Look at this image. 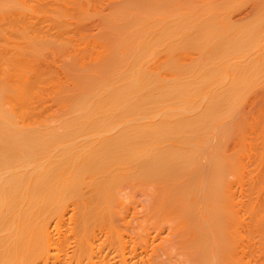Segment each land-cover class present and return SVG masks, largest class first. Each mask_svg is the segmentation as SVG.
<instances>
[{
	"label": "bare ground",
	"instance_id": "1",
	"mask_svg": "<svg viewBox=\"0 0 264 264\" xmlns=\"http://www.w3.org/2000/svg\"><path fill=\"white\" fill-rule=\"evenodd\" d=\"M114 1L116 2V0ZM117 1L118 4L123 2V0ZM237 1L126 0L121 5L117 6L116 4L117 8H114L112 12L110 8V16L105 19V25L108 27L106 37L109 39L108 41H113L111 44L109 43L110 45L108 44L106 53L103 51L104 54H102L103 52L100 50L101 56H97L95 61L91 60L92 63L94 62L93 64L88 61L89 64L87 62L82 65L78 64L81 63L78 62L81 59L77 61V65H74L75 69L77 68L79 71L77 79L72 87H67L64 111H60L61 115L59 114V116L57 113L53 121H50L51 117L48 115L53 111L47 114L50 117L48 122L39 121L40 119L35 120L29 112L34 103L35 90L41 84L40 76H42V71L39 72L41 74H38L33 69L34 60L30 56L33 57V52H35L34 56L36 57L38 54L36 50L38 51L40 47L42 49L44 45L48 47L47 44L50 42L58 43L59 38L62 37L57 33L59 31H54V29L57 27L59 29L60 24L52 29L49 26V30L46 32L41 27L44 32H40L39 36H31L32 38L29 36L28 41L20 43L19 46L17 43L21 39L20 35V39H16L17 43L13 40L16 45L14 43L11 45L14 44V48L22 49L20 51H24L23 55H5V49H0V264H64V257L66 258L70 254L68 251L75 254L78 247L85 252H87V248L89 249L91 257L89 256L90 261L88 260L87 264H165L163 261L160 262L162 258L159 260V257H164L163 254L157 258L159 262L157 259L154 261L148 254L149 250L138 254L134 253L133 259L127 261L123 257L126 255V251L123 250L129 251L130 240H125L123 235L122 237L118 234L119 232L117 233L121 237H119V244L122 243L123 250L121 249L122 254L119 253L121 256H116H120L122 259L117 262L114 261L116 256L109 259L111 254L108 251L104 254L103 244L109 240H106L109 235L105 228L109 227L111 221L113 223L116 221H113V215L120 214L117 212L118 210L115 212L114 207L119 206L116 203L119 200L117 198L128 195L125 194L126 187L124 186L129 184H133V187L147 188L154 194L150 193L153 196L151 209L154 210L151 213L155 214L156 212L167 216L173 214L171 216L173 220L167 219L176 223L170 222L174 224L173 228L168 227L170 232L167 231L168 229L162 232L157 231L154 238L145 239L147 240L145 241L146 248L150 247L147 246L148 242L154 244L157 240L168 242L173 238H179L178 244L179 248L181 247L179 250H182L185 258L188 257L186 260L184 258L185 262L190 264L232 263L243 242L239 243L237 240L240 236L238 227L241 224L238 223L240 220L237 209L240 205L238 196L242 195L241 187L243 186L241 184L243 183L240 184L237 180L234 183L230 179V175L236 169V162L234 163L233 155L226 150V147L229 139H233V135L245 127L243 126L245 120L243 124L239 122L243 109L245 110L243 108L245 99L249 100L248 94L254 97L251 92L255 91V88L264 81V0H256L260 2L256 4L259 5L257 12L252 14V19L249 18L248 21L245 18L246 22L241 21L242 23L232 20L234 14L229 11L238 5ZM16 2L20 1L0 0V9H3L4 13H9L10 8L17 4ZM239 2L242 3V0ZM82 3L85 2L82 1ZM241 3L239 4L241 5ZM62 4L56 10L64 11L65 7ZM256 9L254 8V10ZM60 10L57 12L59 13ZM65 10L69 12L67 8ZM235 10L236 8L233 11ZM62 11L60 12L62 13ZM40 12L41 10L38 13ZM229 12L232 14L231 18L228 16ZM90 13L92 12L90 11ZM6 14L1 15L0 22L6 21L7 18L2 19V16L5 17ZM22 15L25 16V13ZM11 17L13 19V16ZM58 18L60 19L59 15ZM76 21L78 23V19ZM16 28L18 27L16 26ZM27 28L26 31L20 28L23 31L22 35H27ZM99 28H101V24ZM30 30L32 27L28 31L30 32ZM33 30L36 31L34 28ZM13 31L15 32V30ZM34 31L32 32L34 33ZM103 34L105 35V31ZM103 34L100 35L98 32V35L106 39ZM22 37L25 40V36ZM65 37H69V35ZM4 41L6 42V40ZM60 42L62 43V39L59 40ZM178 46L190 49V51L195 49L198 53L192 55L196 56L190 60H185L184 55H167V59L161 58L166 60L162 64L154 63L151 60L154 56L156 57V54H160L157 53L159 50L162 52L161 50L167 48V52H169L170 48L178 49ZM46 49L50 52L48 50L50 48ZM92 49L94 48L92 47ZM12 50L14 51L13 48ZM173 50L170 53H177ZM164 51L163 53L166 52ZM50 53L52 54V52ZM73 53L77 55L76 52ZM80 55L85 56L83 53ZM88 58L90 59V56ZM72 60L71 65L76 62V59ZM69 61L67 62L69 63ZM71 65L69 63V66ZM166 67L167 70H170L164 72ZM37 68L36 70H39ZM68 69L70 70L69 67ZM76 70L74 71L76 72ZM44 71L47 72V70ZM63 85L65 86V83ZM59 91L61 90L58 89ZM258 92L259 90L257 91L258 95L263 93L262 91ZM60 94L61 92L58 94L59 99L62 97ZM253 102L256 100L254 99ZM247 105L246 107H248ZM249 105H253V103L251 102ZM249 107L251 108V106ZM253 111L255 110H252V113ZM263 111H261L262 114ZM258 112L255 111V116ZM37 114L39 113L37 112ZM263 115L260 116L263 117ZM53 117L55 116L53 115ZM248 119L250 120V118ZM254 122L256 123V121ZM262 128L264 127L262 126ZM256 133L259 134L257 131ZM262 138L258 137L257 140ZM239 139L238 137V141ZM262 141L263 144H261L264 145V139ZM255 151L257 152V150ZM255 156L257 155L255 154ZM260 156L263 158L264 155ZM247 162L249 163V161ZM248 163L246 164L248 165ZM248 169L250 168L248 167ZM249 172L251 173V171ZM246 175L248 176V174ZM149 198L147 197V199ZM147 209L145 210L147 211ZM70 214L72 217H76L79 230L77 228L76 233L74 230L71 231L73 234L71 236L69 234L64 244L73 246L64 250L66 246L60 243L62 242L60 241V230H56L55 233L52 230L53 228L55 230V227L60 223L65 222L64 218L70 217L68 216ZM122 214L120 215L122 216ZM145 218L144 222H146ZM103 225L105 227L101 228ZM174 228L177 229L176 232H174ZM126 230L123 229V231ZM140 230L143 229L140 228ZM112 231L115 230L112 228ZM244 234L246 235V233ZM148 236L147 232L146 237ZM62 237L64 239L65 236ZM58 240L59 249L57 247ZM69 241L72 243H68ZM178 244L176 243V247ZM245 245L247 244L245 243ZM153 249L156 251L155 247ZM63 250L65 251L63 252L64 257L59 260V257L55 256V251ZM115 251L117 252V250ZM130 251L133 254L136 250L132 248ZM51 260H53L52 263H49L48 261ZM174 261L176 260L174 259ZM173 264L175 263L173 262Z\"/></svg>",
	"mask_w": 264,
	"mask_h": 264
},
{
	"label": "rangeland",
	"instance_id": "2",
	"mask_svg": "<svg viewBox=\"0 0 264 264\" xmlns=\"http://www.w3.org/2000/svg\"><path fill=\"white\" fill-rule=\"evenodd\" d=\"M17 1H20L19 3H17L16 5H14L13 7L15 8H10V10H9V13H4V11H2L1 9H0V11H1V13H0V17H1V15L2 14H6L5 15V17H3L2 16V19L3 18H7L6 19V21L4 22L3 20H2V22H0V26H1V24H2V26L0 27V39H2V40H0V45L2 46H0V49H5V55L6 54H8V55H23V53L22 52H24V51H20V50H22V49H19V51H17L18 49L17 48H14V44L16 45V43H17V41L20 39V41H18V43H17V45L19 46L20 45V43L21 44H23V43H25L26 41H28V37L30 36V38H32L31 36H33V37H35V35L36 36H39L40 35V32H46L47 30H49V26H51V29L52 28H56L59 24V29H54V31H56V30H58L59 32H57V33H59V36L60 37H62V38H59V40L61 41V39H62V43L60 42L59 43V40H58V43H56V41H53V42H50V44H47V46L48 47H46L45 45V48H44V46H42L43 48L41 49V47H40V49H38V51H41L40 53H41V55H42V57H41V55H40V53L36 50V53H38V54H36V57L34 56L35 55V52H33L34 53V55L33 54H30V55H33V57L32 56H30L31 57V59H33L34 61V63H32V65H34V67H33V69L36 71V72H38V74H41L42 76H40V81H41V84H42V87H40L41 86V84L39 85V87H37L36 88V90H35V94H34V96H33V102L35 103V105H36V107L38 108H36L35 107V105H34V103L32 104V106H31V108L32 109H30L31 111H29V112H31V114L33 115V117L32 118H34L35 120H39V121H49V119H50V117H51V119H50V121H53L55 118H56V114L58 113V116H59V114L62 112V111H64V106H66V101H65V95L68 93V89H67V87H72V84H74L75 83V80L77 79V76H78V73H79V71H78V69L76 70L75 69V66L77 65V63L78 62H81V63H78V64H84L85 65V63H87L88 61H90L91 63H92V61H95L98 57L97 56H101V52H103V51H105V53H106V48H107V46L109 47V45L111 44V42L113 41H108L109 39L106 37V34H107V31H108V27H107V25H105V19H107L109 16H110V8L112 9L111 10V12L112 11H114V8H117V6L118 5H121L124 1H126V0H123V2L122 3H120V4H118L117 2V0H116V2L114 1V0H92V2H94V3H92L91 2V0L89 1V2H87L88 0H81V1H76V0H67V1H65V0H62V1H60V0H17ZM25 1V2H24ZM48 1V2H47ZM68 1H69V3H68ZM72 1V2H71ZM73 1H76L75 3L73 2ZM82 1L83 2H85L84 4H86V5H84L83 3H82ZM112 1V2H111ZM119 1H121V0H119ZM239 1V0H238ZM238 1H237V4L238 5H240L239 3H241V2H239L238 3ZM241 1V0H240ZM246 1H248V2H246ZM261 1V0H260ZM22 2H24V3H22ZM28 2H30V3H28ZM40 2V3H39ZM41 2H43V3H41ZM46 2V3H45ZM64 2H66L65 4H62V3H64ZM113 2H115V3H113ZM244 2H246V3H244ZM256 2V3H255ZM39 3V4H38ZM49 3H51V4H49ZM53 3H55V4H53ZM58 5H57V4ZM89 3V4H88ZM110 3V4H109ZM257 3H260V2H257L256 0H254V1H252V0H242V3H241V5L240 6H238V5H235L236 7H233V10H234V8H236V10L235 11H231V9L229 10L232 14H234V16H233V18H231L230 16H232V14L229 12L228 13V16L232 19V20H238V23H239V21H240V23H242V22H246L245 21V18H246V20L248 19V21L250 20L249 18H251V17H253V15L257 12V10H258V7H259V5H256ZM23 5V8H22V5ZM33 4H35V5H33ZM43 4V5H42ZM62 4V6L63 7H65L63 10L64 11H62V10H60V9H57L56 10V8L57 7H59L60 8V6L59 5H61ZM66 4H67V6H66ZM82 4V5H81ZM113 4V5H112ZM116 4H117V6H116ZM243 4V5H242ZM253 4H255V5H253ZM17 5H19V6H17ZM21 5V6H20ZM37 5V6H36ZM54 6V8H53V6ZM69 5V6H68ZM74 5V6H73ZM75 5H77V6H75ZM108 5H109V7H108ZM111 5V6H110ZM34 6V7H33ZM41 6V7H40ZM49 7V8H47V7ZM62 6H61V9H62ZM81 6V7H80ZM84 6V7H83ZM113 6V7H112ZM116 6V7H115ZM258 6V7H257ZM79 7V9H77V8ZM82 7H83V9H82ZM17 8H18V10H17ZM41 8V9H40ZM68 9V11L69 12H67L65 9ZM94 8V9H93ZM98 8H100V9H98ZM102 8V9H101ZM105 8V9H104ZM107 8V9H106ZM254 8H257L256 10H254ZM12 9V10H11ZM28 9V10H27ZM33 9V11L35 12V14H33L34 12L33 11H31ZM35 9V10H34ZM41 10V12L40 13H38L40 10ZM52 9H55V10H52ZM81 9V10H80ZM93 9V10H92ZM97 9V10H96ZM26 10V11H25ZM49 10V11H48ZM58 10H60V11H62V13H63V15L65 16V18H64V16L62 15V13L59 11V13L57 12ZM71 10H73V11H71ZM75 10V11H74ZM94 10H96V12H94ZM103 10H106L105 12L107 13V17H106V13L105 12H102ZM12 13H11V12ZM17 11V12H16ZM45 11V12H44ZM54 11V12H53ZM79 11V12H78ZM80 11H82L81 13H80ZM90 11L92 12V13H90ZM3 12V13H2ZM13 12H15V13H13ZM49 12V13H48ZM55 12H56V14H55ZM77 12H78V14H77ZM102 12V13H101ZM25 13V16L24 15H22V14H24ZM28 14V16H27V14ZM31 13V14H30ZM52 13V14H51ZM65 13V14H64ZM69 13V14H68ZM89 13V14H88ZM99 13V14H98ZM254 13V14H253ZM9 14V16H7ZM43 16H42V15ZM51 14V15H50ZM60 16V19L58 18V15ZM68 16H67V15ZM72 14V15H71ZM82 14V15H81ZM87 14H88V17H87ZM105 14V15H104ZM229 14H231V15H229ZM253 14V15H252ZM15 15V16H14ZM18 15V16H17ZM31 15V16H30ZM49 15H50V17H49ZM56 15H57V17H56ZM63 16V18H62V16ZM69 15H70V17H69ZM7 16V17H6ZM11 16H13V19H12V17ZM24 16V17H23ZM30 16V17H29ZM33 16H35V17H33ZM83 16V17H82ZM85 16V17H84ZM91 16V17H90ZM105 16V17H104ZM11 17V18H10ZM16 17V18H15ZM18 17V18H17ZM68 17V18H67ZM74 17V18H73ZM87 17V18H86ZM248 17V18H247ZM44 20H43V19ZM71 18V19H70ZM82 18V19H81ZM229 18V19H230ZM9 19V21L7 22V20ZM12 19V20H11ZM16 19H18V20H16ZM37 19V20H36ZM42 19V20H41ZM78 19V23H77V20ZM85 19V20H84ZM87 19V20H86ZM100 19V20H99ZM230 19V20H231ZM252 19V18H251ZM22 20V21H21ZM31 20V21H30ZM36 20V21H35ZM57 20V21H56ZM62 20V21H61ZM71 20V21H70ZM73 20V21H72ZM231 20V21H232ZM13 21V22H12ZM21 21V22H20ZM23 21H25L26 22V24H25V22H23ZM35 21V22H34ZM38 21V22H37ZM64 21V22H63ZM69 21V22H68ZM83 21H85V22H83ZM98 21V22H97ZM99 21H100V23H99ZM104 22V24H102V22ZM242 21V22H241ZM3 22H4V24H3ZM9 22H11L10 23V25H9ZM17 22V23H16ZM30 22V23H29ZM43 25H41L40 23ZM47 22V23H46ZM55 22L57 23L56 25H55ZM71 22H73V23H71ZM233 22H235L236 23V21H233ZM52 23V24H51ZM67 23V24H66ZM6 24V25H5ZM33 26H32V25ZM62 24V25H61ZM100 24H101V28H99L100 27ZM4 25V26H3ZM10 27H9V26ZM20 27H19V26ZM37 25V27H35ZM44 25H46V26H44ZM6 26V27H5ZM16 26L19 28V30H17L18 28H16ZM26 26V27H25ZM27 26H28V28H27ZM53 26V27H52ZM62 26V28H60ZM65 28H64V27ZM75 26V27H74ZM103 26H106L105 28L103 27ZM5 29H4V28ZM9 27V28H8ZM13 27V28H12ZM31 27H32V30H30V32L28 31L29 29H31ZM41 27H42V29L44 30V31H42L41 30ZM73 27V28H72ZM4 29V30H2V29ZM8 28V29H7ZM10 28H12V29H10ZM15 28V29H14ZM20 28L24 31L26 28H27V35H22V30H20ZM33 28L36 30V31H34L33 30ZM45 28H46V30H45ZM64 28V29H63ZM103 28V29H102ZM67 29H69L68 31H67ZM72 29V30H71ZM75 29H76V31H75ZM7 32H6V31ZM9 30V31H8ZM13 30H15V32L13 31ZM16 30H17V32H16ZM101 30V31H100ZM3 31V32H2ZM13 31V32H12ZM19 31V32H18ZM26 31V30H25ZM32 31H34V33L32 32ZM68 33H67V32ZM71 31V33H69ZM74 33H73V32ZM105 31V35L103 34V32ZM2 32V33H1ZM76 32V33H75ZM98 32L100 33V35H102L103 34V36L104 37H106V39L104 38L103 39V37L102 36H100V35H98ZM5 33H7V34H5ZM17 33H21V34H17ZM29 33H31L30 35H29ZM32 33H33V35H32ZM54 33V32H53ZM62 34V35H61ZM71 34H72V36H71ZM75 34V36H73ZM77 34V35H76ZM10 36V37H6V36ZM16 35V36H15ZM18 35V36H17ZM19 35H20V38H19ZM63 35H69V37H65V36H63ZM13 36V37H12ZM22 36H25V40H24V38L22 37ZM98 36H99V38H101V39H99L98 38ZM108 36V35H107ZM3 37V38H2ZM109 37V36H108ZM10 38H12L10 41H9V39ZM15 38V39H14ZM18 38V40H16ZM110 38V37H109ZM27 39V40H26ZM66 41H65V40ZM98 39V40H97ZM102 39H103V41H102ZM4 40H6V42L4 41ZM16 42H14V41ZM99 41V42H97V41ZM111 40V39H110ZM68 41V42H67ZM72 41V42H71ZM66 42V44H63V43H65ZM69 42H71V43H69ZM103 42V43H102ZM6 43H8L7 45H6ZM12 43H14L13 45H11ZM52 43H54L53 45H52ZM110 43V44H109ZM57 44V45H56ZM62 44V45H61ZM103 44H105L104 46H103ZM109 44V45H108ZM4 45V46H3ZM8 45H10V46H8ZM70 45V46H69ZM13 46V47H12ZM60 46H62V47H60ZM67 46H68V48H67ZM95 46V47H94ZM7 47H8V49H7ZM11 47V48H10ZM17 47V46H16ZM57 47V48H56ZM92 47L95 49L96 48V50H94V49H92ZM105 47V48H104ZM175 47H177V46H175ZM179 48L178 49H172V48H170L169 49V52H167L168 51V49L166 50V49H163V50H161L162 52H157V53H160V54H156V57L154 56L151 60H153V62L154 63H156V62H158V64H159V62H160V64H162L163 62H165L166 60L165 59H167V55H184L183 56V58L185 59V60H190L192 57H195L196 55H197V51H195V49H191V51H190V49H187V48H182V47H180V46H178ZM14 49V51L12 50L11 51V49ZM46 48H50V49H48L50 52H52V54L50 53V52H48V51H46L47 49ZM53 48H55V49H57V50H55V49H53ZM70 48V49H69ZM76 48H77V50H79V51H77L76 50ZM83 48V49H82ZM88 48V49H87ZM10 49V50H9ZM105 49V50H104ZM16 50V51H15ZM65 50V51H64ZM67 50H69V51H67ZM84 50V51H83ZM100 50H101V52H100ZM167 52H165V51ZM171 50H173L174 52H179L178 54L177 53H173L172 54V52L170 53V51ZM175 50H179V51H175ZM189 50V51H188ZM47 53H49V54H47ZM53 51H54V53H53ZM58 51V52H57ZM67 51V52H66ZM76 52V54L77 55H75L73 52ZM88 51V52H87ZM94 51V52H93ZM95 51H96V53H95ZM98 51V52H97ZM163 51L165 52V53H163ZM187 51V52H186ZM10 54H9V53ZM16 52V53H15ZM64 53V55H63V53ZM78 52H79V54H78ZM81 52V53H80ZM91 52V53H90ZM189 52H194V53H189ZM15 53V54H14ZM44 53V54H43ZM46 53V54H45ZM71 54V55H69V54ZM83 53V55H85V56H83L82 57V55H80V54H82ZM88 53V54H87ZM186 53V54H185ZM187 53H189V54H187ZM2 54L4 55V52H2ZM60 54V55H59ZM62 54V55H61ZM67 54V55H66ZM91 54V55H90ZM94 54V55H93ZM96 54V55H95ZM102 54H104V52L102 53ZM194 54H196L195 56H192V55H194ZM39 55H40V58H39ZM46 55V56H45ZM87 55V56H86ZM159 55V56H158ZM162 57H161V56ZM75 56V57H74ZM80 56V57H79ZM90 56V59L88 58ZM95 56V57H94ZM99 56V57H100ZM158 56V57H157ZM30 57H29V59H30ZM70 57V59H68ZM73 57V58H72ZM77 57H78V59H77ZM82 57V58H81ZM92 57V58H91ZM93 57H94V59H93ZM165 58V59H161V58ZM159 60H158V59ZM72 59H76V62H75V60H74V62H75V64H73V65H71V63L73 62V60ZM79 59H81V61L79 60ZM83 59V60H82ZM36 60V61H35ZM70 60V61H69ZM79 60V61H78ZM92 60V61H91ZM67 61H69V63H70V65L71 66H69V63L67 62ZM78 61V62H77ZM84 61H86V62H84ZM37 62V63H36ZM40 62V63H39ZM90 62H88V64L90 63ZM40 65H39V64ZM64 63H66L67 65H63ZM94 63V62H93ZM92 63V64H93ZM6 64V63H5ZM35 64H37V65H35ZM75 65V66H74ZM37 66H38V68H37ZM67 67V68H66ZM68 67L70 68V70L68 69ZM73 67H74V69H73ZM36 68L37 69H39V70H36ZM44 70H47V72L46 71H44ZM74 70H76V72L74 71ZM167 67L164 69V72H167V71H169V70H167ZM42 71V72H41ZM73 71V72H72ZM39 72H41V73H39ZM49 73V74H48ZM74 73H77V74H74ZM73 74V75H72ZM70 76H74L73 78L72 77H70ZM44 77V78H43ZM42 78V79H41ZM50 78H52V79H50ZM50 79V80H49ZM54 80V81H53ZM62 81V82H61ZM44 82V83H43ZM47 82H49L50 84H48ZM53 82V83H52ZM55 82V83H54ZM62 84H61V83ZM71 84H70V83ZM47 83V84H46ZM59 83V84H58ZM65 83V86L63 85ZM261 84V85H260ZM259 84V86L257 87V88H255V91H252L251 92V95L252 96H254V97H251L250 96V94H248V99L250 100V102H249V100L247 101L246 99H245V101H244V103H243V108H245V110L243 109V114H242V116H241V118H240V120H239V122L241 123L242 122V124H243V121H244V124H243V126H245L244 128H243V130L242 131H240V132H238L236 135H233V139L231 138V139H229L230 141L228 142V144H227V147H226V150L231 154V155H233V160H234V163H235V167H236V169L233 171V173L230 175V179H231V181H233L234 183H236V180H237V182L239 181L240 182V184L241 183H243V184H241V186H243V187H241V193H242V195L241 196H238V199H239V206H238V212H239V218L238 219H240V220H238V223H241V224H239L240 226L238 227L240 230H239V237H238V239L237 240H239V243H241L242 241V244H241V248H240V250L238 249V254L237 253H235V254H237V257L236 258H234L233 259V261H232V263L231 264H264V223H262V222H264V204H263V202H264V165H261V164H264V156H263V158H262V156H260V155H264V145H262L263 144V139L264 138H262V137H264V128H262V126L264 127V124H263V122H264V119L262 120V118H264V90H262V89H264L263 87H264V81L263 82H261ZM52 86H53V89H52ZM56 86V87H55ZM61 86H63V87H61ZM50 87V88H49ZM65 87V88H64ZM38 88H39V90H38ZM43 88H44V91H43ZM45 89H47V90H45ZM51 89V90H50ZM57 89V90H56ZM58 89L59 90H61V91H59L58 92ZM43 92H42V91ZM50 90V91H49ZM259 90V92H263V93H261V94H257V91ZM45 91H47V92H45ZM54 91H56V92H54ZM40 92H41V94H40ZM52 94H51V93ZM61 92V96L62 97H60V99H59V96H58V94ZM256 92V93H255ZM258 92V93H259ZM57 94V95H56ZM63 94H64V96H63ZM255 94V95H254ZM257 94V95H256ZM40 95V96H39ZM42 95H43V97H42ZM53 95V96H52ZM52 96V97H51ZM57 96V97H56ZM37 97V98H36ZM39 97V98H38ZM45 97V98H44ZM54 97V98H53ZM56 97V98H55ZM63 97H64V99H63ZM258 97V98H257ZM252 98H254L255 100H256V102H253V100H252ZM257 98V99H256ZM42 99V100H41ZM56 99V100H55ZM59 99V100H58ZM262 99V100H261ZM46 100V101H45ZM262 102H261V101ZM38 101V102H37ZM61 101V102H60ZM64 101V102H63ZM43 102V103H42ZM46 102V103H45ZM54 102H55V104H54ZM57 102V103H56ZM246 102V103H245ZM251 102L253 103V105H249V104H251ZM260 102V103H259ZM63 103H64V105H63ZM247 103H249L248 105H247ZM258 103H259V105H258ZM263 103V104H262ZM44 104V105H43ZM46 104V105H45ZM245 104V105H244ZM39 105V106H38ZM43 107L42 109H41V106ZM54 107H53V106ZM60 105H62V106H60ZM246 105L248 106V107H246ZM263 107H262V106ZM34 106V107H33ZM44 106H46V107H44ZM47 106H48V108H47ZM58 106V107H57ZM245 106V107H244ZM249 106H251V108L249 107ZM256 106V107H255ZM40 107V108H39ZM60 107H62L60 110L58 109V108H60ZM33 108L36 110H34L33 111ZM45 108V109H44ZM51 108H53V109H51ZM58 110H57V109ZM247 108V109H246ZM252 108H255V109H252ZM257 108V109H256ZM259 108V109H258ZM50 109V110H49ZM250 109V110H249ZM40 110H42V112H40ZM55 110V111H54ZM252 110H255L256 112H258L257 113V116H255L256 114H255V111H253V113H252ZM33 111V112H32ZM53 111V112H52ZM57 111V112H56ZM59 111V112H58ZM61 111V112H60ZM251 111V112H250ZM261 111H263V114L261 113ZM36 112V113H35ZM37 112L39 113V114H37ZM47 112V113H46ZM48 112H52V113H49L48 114ZM56 112V113H55ZM246 112V113H245ZM45 113H46V115H45ZM54 113V114H53ZM251 113H252V115H251ZM34 114H35V116H34ZM50 116H48V115ZM52 116H51V115ZM245 114H249V115H246L245 116ZM31 115V116H32ZM44 115V116H43ZM53 115L55 116V117H53ZM61 115V114H60ZM260 115H263V117L262 116H260ZM38 116V117H37ZM42 116V117H41ZM258 116H259V118H258ZM46 117V118H45ZM246 117H248V118H250V120L248 119V118H246ZM37 118V119H36ZM44 118V119H43ZM48 118V119H47ZM244 118V119H243ZM246 118V119H245ZM253 118V119H252ZM261 118V120H259ZM243 119V120H242ZM248 119V120H247ZM255 119V120H254ZM257 119H258V121H257ZM252 120V121H251ZM254 121H256V123L254 122ZM239 123V124H240ZM254 123H255V125H258L257 127L254 125ZM262 123V124H261ZM242 124H241V126H242ZM246 125H247V127H246ZM262 125V126H261ZM242 126V127H243ZM261 126V127H260ZM257 128H258V130H257ZM262 128V129H261ZM247 129H248V131H247ZM251 130V131H250ZM248 133H247V132ZM256 131L257 132H259V134L258 133H256ZM246 132V133H245ZM256 134H254V133ZM245 133V134H244ZM253 133V134H252ZM262 135H261V134ZM249 134V135H248ZM252 134V135H251ZM245 135V136H244ZM249 137H248V136ZM253 135H255V136H253ZM260 135H261V137H260ZM244 137V139H243V137ZM236 137V138H235ZM238 137L240 138L239 139V141H238ZM259 137V138H262V139H259V140H257V138ZM241 138H242V141H241ZM246 139V140H245ZM235 140H237V141H235ZM233 141H235V142H233ZM247 141V142H246ZM213 142H214V140H213ZM243 144H242V143ZM246 142V143H245ZM231 143V144H230ZM233 143V144H232ZM244 143H245V145H244ZM260 143V144H259ZM262 143V144H261ZM229 145V146H228ZM231 145V146H230ZM243 145H244V147H243ZM248 148H247V147ZM235 147V148H234ZM233 148V149H232ZM238 148H240V149H238ZM244 149V151H243V149ZM262 148V150H260ZM230 149V150H229ZM235 149H237V150H235ZM246 149V150H245ZM235 150V151H234ZM240 150H242V152H240ZM255 150H257V152L255 151ZM236 151H238V152H236ZM245 151H246V153H245ZM241 153V154H240ZM263 153V154H262ZM235 154V155H234ZM255 154L257 155V156H255ZM236 155H238V156H236ZM241 155V156H240ZM243 156V157H242ZM257 157V158H256ZM254 158H255V160H254ZM262 158V159H261ZM240 159V160H239ZM246 159V160H245ZM250 159V160H249ZM244 160H245V162H244ZM239 163H238V162ZM247 161H249V163L247 162ZM252 161H253V163L255 164H253L252 163ZM243 162V163H242ZM252 164H251V163ZM257 162V163H256ZM246 163H248V165L246 164ZM242 164H243V166H242ZM246 164V165H245ZM259 164V165H258ZM238 165V166H237ZM255 167H254V166ZM241 166V167H240ZM247 166V167H246ZM251 166H253V167H251ZM258 168H257V167ZM244 167V168H243ZM248 167L250 168V169H248ZM263 167V168H262ZM256 168V169H255ZM244 169H245V171H244ZM255 169V170H254ZM254 170V171H253ZM257 170V171H256ZM236 171V172H235ZM249 171H251V173L249 172ZM248 174V176L246 175V174ZM234 174V175H233ZM246 175V177H248V178H246L245 177V175ZM237 177V178H236ZM246 178V181H245V178ZM243 178V179H242ZM259 178V179H258ZM234 179V180H233ZM257 179H258V182H257ZM248 180V181H247ZM259 183V184H258ZM253 186H252V185ZM127 186H128V189H127ZM125 185L124 187H126L125 188V194H128V195H125V196H121V198H117V200L118 201H116V203H118V205L120 206H117V208L116 207H114V210H115V212L117 211V212H120V214H122V216L120 215V214H118V215H113V221H115L114 223L111 221V223H110V225H109V227L108 226H106V231L108 232V238L106 239V240H108V242H105L104 244H103V250H104V254L105 253H107V251L111 254V256L109 257V259H111L112 257H115L116 255L118 256V255H120L121 256V251L123 250L122 248H121V244H119L120 243V236H124V238H125V240H130L129 241V243H128V245H129V247L128 248H130L129 249V251L128 250H123V251H126V255L125 256H123V257H125V259L128 261L129 259H133V255H134V253H141L142 251H148L149 250V252H148V254H150V257L151 258H153V260L154 261H156V259L159 257V256H161L162 254L164 255V257L162 256V257H159V260H160V258H162V260H160V262H164L165 264H173V262L175 263V264H190V263H188V262H185V260L188 258V257H186L185 258V256H183V253H182V250H179L180 248H179V244H178V239L179 238H175V239H177V241H175V239L173 238L172 240H174L173 241V243H172V240H170V241H168V242H162V240H157V241H155L154 242V244L152 243L151 244V242H148L149 244H147V246H150V247H148V248H146V245H145V241H147L148 240V238L149 239H151V238H154L155 236H156V234L158 233V232H162V231H164V230H167L168 232H170V229L171 228H173L174 227V224H172V223H175V222H173L172 220V218H171V216H173V214L171 215V216H167V215H160L161 213H156L155 212V214H153V213H151V212H153L152 211V209H151V202H152V200H153V196L152 195H154L153 193H151V192H149V190L147 189V188H145L144 189V187L143 188H141V187H138V186H135V187H133V184H129V185ZM131 186V187H130ZM256 186V187H255ZM123 187V188H124ZM139 188V189H138ZM130 189H131V191H130ZM257 189V190H256ZM260 189V190H259ZM128 190V191H127ZM138 190V191H137ZM144 190H145V192H144ZM235 190V189H234ZM151 191H152V189H151ZM250 191V192H249ZM262 191V192H261ZM149 192V193H148ZM256 192V193H255ZM152 195H151V194ZM260 193V194H259ZM149 194V195H148ZM248 194V195H247ZM250 194V195H249ZM146 195V196H145ZM148 195V196H147ZM239 195V194H238ZM246 195V196H245ZM252 195V196H251ZM260 195V196H259ZM144 196V197H143ZM149 196H150V198H149ZM134 197V198H133ZM140 197V198H139ZM147 197L149 198V199H147ZM247 197V198H246ZM254 197H256V198H254ZM128 198H130V199H128ZM137 198V199H136ZM120 199H121V201H120ZM146 199V200H145ZM238 199H237V201H238ZM242 201H241V200ZM129 200V201H128ZM131 200V201H130ZM142 200V201H141ZM145 200V201H144ZM253 200V201H252ZM258 200V201H257ZM132 201H134V202H132ZM236 201V202H237ZM244 201V203H242ZM139 202V203H138ZM141 202H143V203H141ZM146 202V203H145ZM246 202V203H245ZM252 202V203H251ZM127 205H126V204ZM249 203V204H248ZM125 204V205H124ZM143 204V205H142ZM241 204H242V206H241ZM245 204V205H244ZM248 204V205H247ZM256 204V205H255ZM122 205H123V207H122ZM149 205V206H148ZM250 205H251V207H250ZM128 206V208H126V207ZM147 206V207H146ZM244 206V207H243ZM248 208H247V207ZM259 207V208H258ZM121 209V210H119V209ZM142 208V209H141ZM148 208V209H147ZM246 208V209H245ZM254 208V209H253ZM125 209V210H124ZM129 209V210H128ZM145 209H147V211L145 210ZM244 211H243V210ZM251 209H252V211H251ZM145 210V211H144ZM241 210V211H240ZM245 210H247L246 212H245ZM253 210H255L254 212H253ZM126 211V212H125ZM237 211V210H236ZM243 211V212H242ZM259 211V212H258ZM115 212H114V214H115ZM145 212V213H144ZM147 212H149L148 214H147ZM252 212V213H251ZM144 213V214H143ZM242 213V214H241ZM244 214V215H243ZM127 215H128V217H127ZM146 215V216H145ZM156 215V216H155ZM249 215V216H248ZM68 216H70V217H72L71 216V214L70 215H68ZM114 216H115V218H114ZM122 217L121 219H120V217ZM149 216V217H148ZM159 216V217H158ZM251 216V217H250ZM255 216H256V218H255ZM70 217H65L64 218V221L65 222H62V223H60V225H58V226H56L55 227V230H54V228H53V230L52 231H54V233H55V231L56 230H60V232H61V237H60V241H62V242H60V243H63L64 244V242H66L67 240H66V238L69 236V234H70V236H71V234H73V233H71V231L72 230H74V232L76 233V230H77V228H78V230H79V225H78V221L76 220V217H72V219H70ZM116 217H118V218H116ZM124 217V218H123ZM146 217V218H145ZM151 217V218H150ZM166 217V218H165ZM247 217V219L245 220V218ZM263 217V218H262ZM141 218H143L142 220H141ZM144 218H145V220H146V222H144ZM147 218H148V220H147ZM167 218H171L172 220H170V219H167ZM244 218V219H243ZM260 218H262V219H260ZM123 219H126V220H123ZM252 219V220H251ZM256 219V220H255ZM258 219H259V221H258ZM120 220H121V222H120ZM150 220V221H149ZM165 220V221H164ZM167 220H169L168 222H167ZM250 220V221H249ZM67 221V222H66ZM126 221V222H125ZM139 221V222H138ZM148 221V222H147ZM155 221V222H154ZM162 221V222H161ZM246 221V222H245ZM55 222H56V220H55ZM71 222V223H70ZM123 222V223H122ZM142 222V223H141ZM152 224H151V223ZM153 222H154V224H153ZM170 222H172V223H170ZM245 222V223H244ZM248 222V223H247ZM252 222H254V223H252ZM259 222V223H258ZM75 223V224H74ZM118 223V224H117ZM122 223V224H121ZM138 223H141V224H138ZM166 223V224H165ZM169 223V224H168ZM59 224V223H58ZM69 224V225H68ZM71 224V225H70ZM106 224V223H105ZM138 224V225H137ZM143 224H144V226H143ZM146 224V225H145ZM171 224V225H170ZM176 224V223H175ZM248 224V225H247ZM261 224V225H260ZM68 225V226H67ZM106 225H108V224H106ZM115 227H114V226ZM118 225V226H117ZM141 225V226H140ZM172 225H173V227H172ZM242 225H244V226H242ZM263 225V226H262ZM76 226V227H75ZM121 226V227H120ZM129 226V227H128ZM132 226V227H131ZM143 226V227H142ZM148 226V227H147ZM158 226V227H157ZM248 226V227H247ZM252 228L253 227V229H251L250 227ZM260 226H261V228H260ZM69 227V228H68ZM105 226L103 225V227H101V228H104ZM107 227H108V229H107ZM170 229H169V228ZM176 227V226H175ZM246 227V228H245ZM68 228V229H67ZM73 228V229H72ZM112 228L115 230L114 232L112 231ZM116 228V229H115ZM134 228V229H133ZM139 228V229H138ZM140 228L141 229H143L142 231L140 230ZM148 228V230H146ZM157 228V229H156ZM165 228V229H164ZM97 229V228H96ZM110 229H111V231H110ZM123 229L124 230H126V231H123ZM131 229V230H130ZM176 228H174V232H176L177 231V229L175 230ZM244 229H246V230H244ZM248 229V230H247ZM77 230V231H78ZM118 230H120V231H118ZM140 230V233L138 232ZM145 230H146V232H145ZM152 230V231H151ZM161 230V231H160ZM173 230V229H172ZM171 230V233L173 232ZM252 230V231H251ZM67 231V232H66ZM69 231V232H68ZM158 231V232H157ZM242 231V232H241ZM245 231V232H244ZM261 231V232H260ZM73 232V231H72ZM112 232H113V234H112ZM119 232V233H118ZM132 232V233H131ZM145 232V233H144ZM147 232H148V234H149V236L148 237H146V234H147ZM153 233V234H151V233ZM111 233V234H110ZM120 235V236H118V234ZM129 233V234H128ZM244 233H246V235L244 234ZM248 233V234H247ZM251 233V234H250ZM263 233V234H262ZM140 234V235H139ZM145 234V235H144ZM262 234V235H261ZM65 236L64 237V239H63V237L62 236ZM67 235V236H66ZM115 235H116V237H115ZM153 235V236H152ZM248 235V236H247ZM111 236V237H110ZM114 236V237H113ZM117 236H118V239H119V241H117L118 239H117ZM122 236V237H123ZM134 236V237H133ZM255 236V237H254ZM120 237V238H119ZM138 237H140V238H138ZM143 237V238H142ZM146 237V238H145ZM248 237V238H247ZM111 238V239H110ZM170 238H172V237H170ZM247 238V239H246ZM253 238V239H252ZM135 239V240H134ZM138 239V240H137ZM141 239H143V240H141ZM145 239H147V240H145ZM257 239V240H256ZM262 239V240H261ZM105 240V239H104ZM105 240V241H106ZM249 240V241H248ZM259 240V241H258ZM70 241H72L73 242V240H70ZM68 242V243H72V242ZM117 241V242H116ZM153 241V240H152ZM241 241V242H240ZM245 241V242H244ZM263 241V242H262ZM112 242H114V243H112ZM116 242V243H115ZM122 242V241H121ZM141 242H143V243H141ZM175 242V243H174ZM112 243V244H111ZM136 245H135V244ZM176 243L178 244L177 246L178 247H176ZM244 243V244H243ZM245 243L247 244V245H245ZM108 244V245H107ZM141 244V245H140ZM143 244V245H142ZM257 244V245H256ZM59 240H58V242H57V247H58V249H59ZM66 247H64L65 249L64 250H67L70 246L72 247L73 245L71 244L70 246L69 245H67V244H64ZM63 245V246H64ZM111 245H113L112 247H111ZM117 245V246H116ZM152 245V246H151ZM159 245H161V246H159ZM245 245V246H244ZM261 245H263L262 247H261ZM106 246V247H105ZM116 246V247H115ZM162 246H164L163 247V249L161 250V248H162ZM175 246V247H174ZM68 247V248H67ZM153 247H155V250L156 251H154V249L152 250V248ZM157 247V248H156ZM165 247H166V249H165ZM67 248V249H66ZM132 248H135V252H133V254H132V252L130 251ZM177 248V249H176ZM109 249V250H108ZM122 249V250H121ZM140 249V250H139ZM159 249V250H158ZM261 249H263L262 251H261ZM61 251V252H57V251H55V256L57 255L59 258V260H61L63 257H64V253L63 252H65V251ZM80 250V251H79ZM89 249L87 248L86 249V251L87 252H85V250H82L81 251V249H79V247H78V250H76L75 251V254L74 253H71V251L69 250L68 251V253H70V254H68V256H71V257H69L68 258V256L65 258L64 257V264H87L90 260H89V258L91 257L90 256V251H88ZM115 250H117V252L115 251ZM164 250V251H163ZM165 250H167V251H165ZM174 250V251H173ZM113 251V252H112ZM128 251V252H127ZM154 251V252H153ZM158 251V252H157ZM161 251H162V253H161ZM181 254V255H178L179 253ZM255 251H256V253H255ZM131 254H130V253ZM160 252V253H159ZM177 252V253H176ZM262 252H263V254H262ZM57 253V254H56ZM76 253H79V254H76ZM88 253V254H87ZM119 253H121V254H119ZM129 253V254H128ZM153 253V254H152ZM246 253V254H245ZM248 253V254H247ZM250 253V254H249ZM260 253V254H259ZM53 254V253H52ZM50 255L51 257L54 255ZM63 256H62V255ZM72 254H74V255H72ZM82 256H81V255ZM86 254V255H85ZM168 254H169V258H170V260H169V258H168ZM128 255V256H127ZM177 257H176V256ZM73 256V257H72ZM75 256V257H74ZM81 256V257H80ZM90 256V257H89ZM116 256V257H117ZM117 257L114 261H120L122 258L121 257ZM172 256V257H171ZM180 256V257H179ZM248 256V257H247ZM83 257H85V258H83ZM175 257V258H174ZM240 257V258H239ZM68 258V259H67ZM71 258V259H70ZM179 258V259H178ZM184 258H185V260H184ZM247 258V259H246ZM73 259V260H72ZM76 259H77V261H76ZM120 259V260H119ZM171 259H172V261H171ZM174 259L176 260V261H174ZM237 259V260H236ZM259 259V260H258ZM66 260V261H65ZM79 260V261H78ZM89 260V261H88ZM159 260L157 259V261L159 262ZM178 260V261H177ZM236 260V261H235ZM52 261L53 260H51V261H48L49 263H52ZM57 261V260H56ZM113 261V262H114ZM117 261V262H118ZM238 261V262H237ZM242 261V262H241ZM245 263H244V262ZM248 261V262H247ZM47 262V263H48ZM172 262V263H171ZM185 262V263H184ZM234 262V263H233ZM250 262V263H249ZM58 264V263H57ZM119 264V263H118Z\"/></svg>",
	"mask_w": 264,
	"mask_h": 264
}]
</instances>
